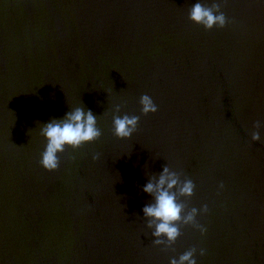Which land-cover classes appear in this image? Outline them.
Listing matches in <instances>:
<instances>
[{"label": "water", "instance_id": "obj_1", "mask_svg": "<svg viewBox=\"0 0 264 264\" xmlns=\"http://www.w3.org/2000/svg\"><path fill=\"white\" fill-rule=\"evenodd\" d=\"M197 2L226 27L192 22ZM82 105L101 138L48 172L41 124ZM116 105L140 117L130 139ZM166 164L195 183L181 199L206 229L181 225L170 247L142 211ZM193 248L197 264H264V0H0V264H170Z\"/></svg>", "mask_w": 264, "mask_h": 264}, {"label": "clouds", "instance_id": "obj_2", "mask_svg": "<svg viewBox=\"0 0 264 264\" xmlns=\"http://www.w3.org/2000/svg\"><path fill=\"white\" fill-rule=\"evenodd\" d=\"M189 19L206 30L226 27L228 20L221 11L219 3L206 6L200 2L190 8ZM141 111L143 115L155 114L158 106L147 94L140 98ZM113 115V133L119 139H130L137 132L140 117L136 115H119L121 106L116 105ZM262 127L259 121L256 122L257 131L252 133V140L261 141L258 129ZM40 134L46 139L44 151L41 153L40 165L48 172L59 170L61 165L60 154L68 148L78 150L85 144L93 143L102 136L98 127V118L91 109L85 106L71 107L62 118H52L49 122L41 124ZM101 159L100 153L92 155L93 161ZM221 188L224 185L221 183ZM196 185L191 179H181L176 171H173L167 164L163 166L162 172L148 177V182L142 186V191L149 194L153 200L145 204L142 211L147 219V227L152 229L151 235L155 237V245L171 246L181 235V225H194L199 227L201 232L206 229L197 224L199 210L195 207L188 209V206L181 198H190L194 195ZM203 211H208L207 205ZM196 249L193 248L184 252L178 259L173 258L170 264H197L194 258ZM204 252L201 250V255Z\"/></svg>", "mask_w": 264, "mask_h": 264}]
</instances>
